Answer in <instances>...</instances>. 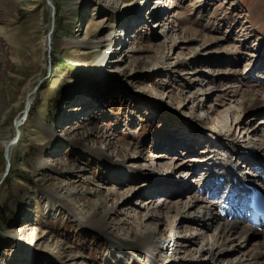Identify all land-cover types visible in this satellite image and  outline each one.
I'll use <instances>...</instances> for the list:
<instances>
[{"label":"rangeland","instance_id":"1","mask_svg":"<svg viewBox=\"0 0 264 264\" xmlns=\"http://www.w3.org/2000/svg\"><path fill=\"white\" fill-rule=\"evenodd\" d=\"M49 1L48 37L46 0H0V181L2 142L28 108L0 185V264H249L263 232L236 226L212 261L213 227L185 205L213 202L202 166L230 160L244 178L264 159V0ZM147 230L154 248L119 249Z\"/></svg>","mask_w":264,"mask_h":264},{"label":"bare ground","instance_id":"2","mask_svg":"<svg viewBox=\"0 0 264 264\" xmlns=\"http://www.w3.org/2000/svg\"><path fill=\"white\" fill-rule=\"evenodd\" d=\"M191 35L194 36L193 34H191ZM45 45L47 46L46 47V50H47L46 55H47L48 54V49H50V48H48V46L50 44L48 43V40L47 39L45 41ZM50 56H52V55H50ZM7 60L8 59H7L6 54L4 53V51L0 50V63H4ZM49 68H50V65H49ZM258 78L259 77L256 76V79H258ZM34 82L35 83L31 87V95L32 96H34V94L36 93V90L39 89V86L40 85L35 90V88L37 87V85L38 84H41V79H40V75L39 74L35 76V81ZM27 109L28 108L25 106L24 107V110L22 109L23 110V115H22V111H21V114H19L18 117L15 120L13 131L16 134L14 133L15 134L14 135L13 133H10L11 135H8L7 138H5L6 141L4 140L2 142L1 149L4 151V152L2 151V157H3L4 161L7 164V168L11 166V163H10L11 160L9 161V158L8 157H12L14 159V157L16 158L18 156V151L20 150V145H21L22 139L20 138L19 142L16 143V139H17L16 138V135L17 134L20 135V132H19V130L21 128L20 125L23 123V121H24V125L27 124V120L24 119L26 117V115H27V112H26ZM25 121H26V123H25ZM24 127L22 126V128H24ZM220 130L221 129H219V131ZM227 131L228 130L223 131L219 136H216L215 135V138L213 140H216L217 141V140H221L222 138L225 140L226 137H228V134H226V133H228ZM21 135H22V133H21ZM213 137H214V135H213ZM228 142H229V144H231V146L230 145L229 146H226L225 149H230V150L237 149V151H238V149L241 147V146H239L240 143L238 142L236 144L234 142V140L233 141H229L228 140ZM232 142H234L236 145L234 146ZM104 143H105V146L108 147V148L109 147H114L109 141L108 142L107 141H104ZM243 145H245V144H243ZM127 146L131 148V151H133V152L136 151L135 144L134 145H130L129 144ZM119 148H121V147L119 146ZM119 148H118V150H120ZM120 151L122 153L123 152H126L124 149H121ZM237 151H236V153H237ZM231 154L233 155L235 153L234 152H231L229 155H231ZM228 159H229V157H228ZM98 160H100L102 162V164H104L107 169H109V170L113 169L112 162H111V159L109 157H107V156H101V157H99L98 156ZM257 160L260 161L259 158ZM257 160H256V163H257ZM203 161L204 160H202L200 158L196 162L201 165L203 163ZM196 162H193V164L196 165ZM227 163H229V166L228 167H225V165H221L218 162L217 163H213V164H209L207 166V168L204 167V166H202L201 167L202 168L201 171H204V173H202L200 176H204V178H206V177H210L212 174H217V173L222 172L223 173V176H222L223 177V179H222L223 181L222 182L215 183V181H211V179H209L208 182L209 183L210 182H214L215 184L213 183V185L218 186L219 189H222V188H225V187L227 188L228 187V189H232V190L234 189L233 191L236 192L237 190H239V187H238V185L240 184L239 182L244 181L245 178H242L243 175L242 176L240 175L241 176L240 179L237 177L236 180H235L233 178L232 173L239 172V170H240L239 169V165H237V163L236 164H230V160H227ZM259 170H260V172L264 173V168H259ZM5 174H6V172L4 173V175ZM135 174L136 173L134 171H132V170L127 171V175H129V176L132 175L133 177H138ZM4 175H3V177H2V179L0 181V185H2L3 182L5 181V179L7 178V177L5 178ZM219 176H221V175H219ZM146 177H148V176H146ZM227 179H229V180L231 179L232 182L227 181ZM151 183L153 184V187L152 188L154 189V187H155L154 190H156V191L162 189L163 191H166V192H169L171 194H174L173 191L172 192L170 191L171 189L169 190L166 186L164 187L165 183H164L163 180L153 179L151 181ZM205 184H206V182L204 183V187H205ZM182 189H183V187H181L179 190H182ZM230 194H231V191H230V193H229L228 196H230ZM191 200H192V202L189 201V204L188 205H185V208L189 209L190 210L189 212H194L195 214L197 213V216L198 217L201 216V218H203L202 219L203 227H205V228L206 227L207 228L208 227H213V233L211 235L212 240H213V244H212L213 247H212L211 251H209V254L211 255V260L212 261H216L218 255H219V253H215V251L213 250L214 247H217L218 249L219 248L223 249L228 244H231L232 245L236 241V239H238V237L241 235V232L242 231H245V233H244V235L241 236V239H244L249 233H250V236H252L254 233H256L255 232L256 231L255 230L256 227H249L245 221L235 222L234 220L227 219V217L226 218H222L219 215V210L221 208L220 205H217V204H215L213 202L212 203L209 202L210 203L209 205H203L202 206V205L198 204L199 201H201L200 198H195L194 197ZM105 203H106V200L105 199L97 198L95 200V202H93V205L94 206H97V207H100V206H105ZM165 208H166V211L174 210L175 212H179L178 209H177L178 207H176L175 205L174 206H172V205L169 206L168 205V206H165ZM213 209H215L218 212L219 219H216V217H215L216 214L214 213ZM222 211L226 212L227 210L225 208H223ZM113 212H114V209L113 210H111V209L108 210L107 209L105 211V213H104V216L101 219L98 220V224H101L102 225L104 223L106 217H108ZM206 213H207V215H206ZM149 219H151V220H157V218L156 217H153V216L152 217H149ZM198 222H199V225H200V221H198ZM237 223H239L241 225H238ZM236 226H242L241 232H239V236L238 237H237L238 231H236ZM154 231L155 230H147L145 236H143V237H137V238H135L132 241V243L126 245V247H124V248H119V249L121 251H123V250L129 251L128 254H131V252L133 250L135 251V249L137 250V249H139L140 247H143V246H145V248L146 247L147 248H152L153 245L158 244V241H159V238L156 237ZM259 235H260V237H261L262 240L261 241H254V243L252 244V246L258 248V250L257 251H254V252L252 250V251H249V253H248V255H249L248 256L249 264H264V231H263V233H259ZM116 245H118V244H116ZM230 263H232V262H230ZM149 264H154V262H149Z\"/></svg>","mask_w":264,"mask_h":264},{"label":"water","instance_id":"3","mask_svg":"<svg viewBox=\"0 0 264 264\" xmlns=\"http://www.w3.org/2000/svg\"><path fill=\"white\" fill-rule=\"evenodd\" d=\"M46 3H47V5L49 6V8H50V10H51V18H52V24H51L50 30H49V32H48V37H49V36L52 34L53 29H54V27H53V21H54L55 10H54V7H53V5L51 4V2H50L49 0H46ZM49 75H50V68L48 69V74H47V76L44 78V80H46V79L48 78ZM39 85H40V84L37 85V87L35 88V90L38 88ZM35 90H34V91H35ZM9 171H10V167H8L7 170H6V174L4 175L5 178L8 176Z\"/></svg>","mask_w":264,"mask_h":264}]
</instances>
